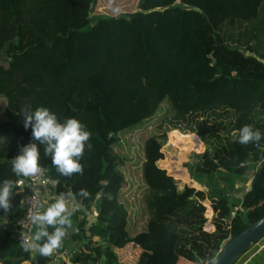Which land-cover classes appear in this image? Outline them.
Wrapping results in <instances>:
<instances>
[{
  "label": "trees",
  "instance_id": "1",
  "mask_svg": "<svg viewBox=\"0 0 264 264\" xmlns=\"http://www.w3.org/2000/svg\"><path fill=\"white\" fill-rule=\"evenodd\" d=\"M4 51L10 59L0 63V95L7 100L0 111V184L11 179L17 186L12 209H0V264H128L110 254L130 244L143 246L135 264L181 258L212 264L264 216V139L237 142L245 125L264 133V0H112L111 6L109 0H0V57ZM35 56L39 69L30 64ZM26 106L49 107L61 123L83 119L92 134L80 161L83 176L57 172L23 126ZM172 130L203 141L204 150L186 166L209 189L177 178L196 183L187 169L174 168L175 177L161 166L162 135ZM139 131L145 133L140 159L120 149ZM30 142L38 145L40 167L59 180L58 193L82 204L71 217L75 231L68 229L48 257L25 252L16 226L31 189L20 184L11 160ZM127 161L141 165L132 200L122 196ZM252 169L251 188L233 200L237 179L248 181ZM81 188L90 198L78 195ZM206 199L214 231L205 228ZM69 242V262L54 261Z\"/></svg>",
  "mask_w": 264,
  "mask_h": 264
},
{
  "label": "clouds",
  "instance_id": "2",
  "mask_svg": "<svg viewBox=\"0 0 264 264\" xmlns=\"http://www.w3.org/2000/svg\"><path fill=\"white\" fill-rule=\"evenodd\" d=\"M112 0H109L111 6ZM114 12L120 14L121 9L115 7ZM23 126L25 129L31 127L32 140L38 141L44 146V155L50 156L52 164L57 172L65 177L74 174L83 176L84 168L81 159L85 153V146L92 148L89 142L91 132L86 130V126L76 118H67L61 123L56 114L48 108L38 107L32 110L26 106L21 109ZM264 139V133L254 130L251 126L245 125L240 128L237 142L241 145L257 143ZM40 150L37 143L30 142L21 146L20 152L11 160V170L17 176L36 177L42 172L39 165ZM16 183L11 179L3 180L0 184V209L9 212L12 209V196ZM79 196L90 198L91 193L81 188ZM106 198H111L107 194ZM75 201L72 193L61 194L53 203L46 208L42 204L35 206L30 211L29 219L35 227V232L31 240L23 242V250L29 252L35 250L42 257H48L62 246L63 239L68 234V229L73 228L71 217L78 210V205H69V201ZM43 209V210H41ZM49 228L52 231H49Z\"/></svg>",
  "mask_w": 264,
  "mask_h": 264
},
{
  "label": "rangeland",
  "instance_id": "3",
  "mask_svg": "<svg viewBox=\"0 0 264 264\" xmlns=\"http://www.w3.org/2000/svg\"><path fill=\"white\" fill-rule=\"evenodd\" d=\"M6 51L1 55L0 57V63L8 64L9 59L6 58L8 55ZM50 56V54H49ZM51 57V56H50ZM30 64L34 69H39L42 67L41 57L35 56L30 60ZM7 104V100L4 96L0 95V111L3 109V107ZM51 112H53L49 107H47ZM32 110H35L36 108L31 107ZM54 113V112H53ZM58 118V116H57ZM59 120V118H58ZM83 119L80 120L82 122ZM154 128V125L150 126L149 129ZM145 133L142 131H139L137 133H133L132 135H128L127 138L124 140L123 146L120 147L121 151L124 153L132 152L134 155L138 157V159L141 158V150L140 147L142 145V142L145 138ZM162 137L165 139L166 143L164 145V153L165 156L163 159H161L160 164L161 166L165 167L170 174L174 175V168H177L179 171L183 172L185 169L189 172L190 176L194 179H197V183H193L190 181H186L185 179L181 177L182 181L185 183H188L189 185L195 186L198 189H209L204 182L196 177L195 174L191 173L186 166L187 163L193 162L195 160V154L202 152L204 150V143L201 140V138L191 132L182 133L179 130H172L167 132L166 134L162 135ZM181 138V139H180ZM191 138V139H189ZM188 139V141H187ZM130 148L132 150H130ZM131 153V154H132ZM174 161L175 164L180 165L179 167L172 166L171 169L168 166V163L171 161ZM140 164L138 163H132L131 161H127V163L123 166V169L127 173V183L126 186L123 188L122 196L126 200H132L134 196L136 195V185L140 186ZM184 166V167H182ZM186 167V168H185ZM253 170H249L248 173H251ZM220 184L228 185L227 183L223 182L222 180L219 181ZM229 187V186H228ZM241 187L240 182L237 181V184L235 187L230 191L232 193V199L236 200L235 193L241 194L246 189L245 188H239ZM141 191V190H139ZM238 198V197H237ZM204 203L206 205L209 204V200H204ZM82 205L80 204V207ZM206 216L211 218V212L210 209L207 208L206 210ZM95 217L91 214L90 219H94ZM91 222H94L92 220ZM210 220L208 219L206 226L209 227ZM153 242L151 241L149 244L151 245ZM148 244V245H149ZM72 249V248H71ZM143 246L136 245V244H130L122 249H116V251L112 252L110 254V257H114L115 254H118L119 257L127 262L128 264H135L137 261V257L139 253L142 251ZM71 253V251H69ZM68 255H65L66 259L63 258L60 261H68L67 259ZM69 257V256H68Z\"/></svg>",
  "mask_w": 264,
  "mask_h": 264
},
{
  "label": "built area",
  "instance_id": "4",
  "mask_svg": "<svg viewBox=\"0 0 264 264\" xmlns=\"http://www.w3.org/2000/svg\"><path fill=\"white\" fill-rule=\"evenodd\" d=\"M42 172L38 174L36 177H23L20 176V184L27 183L29 185L31 192L27 194L23 199V208L24 213L19 218V220L16 223L17 229L19 230L21 236L23 237L24 241L31 240L34 232L35 227L32 225L30 219H29V213L30 211L35 209V206L38 204H42L44 208H46L49 204L53 203L60 194L57 191V185H58V179L56 177H53L49 170L45 167H41ZM254 177V176H253ZM78 205V209H80V202L75 198V201H69V205ZM82 205V204H81ZM237 208L243 209L241 206H238ZM43 210V209H41ZM96 208H93L92 210L87 211L88 218L90 220V223L92 220H96ZM91 214L95 217L94 219H90ZM236 214V210L232 212V215L234 216ZM32 254H34L36 251L31 250ZM68 253L66 251L62 252V255H67ZM55 261H57V258H55Z\"/></svg>",
  "mask_w": 264,
  "mask_h": 264
},
{
  "label": "crops",
  "instance_id": "5",
  "mask_svg": "<svg viewBox=\"0 0 264 264\" xmlns=\"http://www.w3.org/2000/svg\"><path fill=\"white\" fill-rule=\"evenodd\" d=\"M179 166L180 165H178L176 167H179ZM182 167H184V166H182ZM254 170L251 173L246 174V176L249 178L248 181L243 180L241 178L237 179V181L240 182V185H241V187H239V188H242V187L245 188L246 187V189L241 194H239V192L235 193L236 198L238 197L239 199H242L244 193L251 188V184H252V180H253V176H254ZM192 180L195 181L196 183L198 181L197 179H194V178H192ZM236 184H237V182H236ZM207 208L210 209L211 218L210 217L208 218L210 220L209 227L205 226V228L209 231H214L216 228L215 224L213 223V217H214L215 213H214L213 207L210 205V203L207 205ZM72 245H73V243L69 242L67 248L63 250V251H66L68 253L67 254L68 256H70L69 251L71 250ZM120 249H122V248H120ZM62 252L55 254V258H57V261H60L63 258L66 259L65 255H62ZM68 256H67V258H68L67 262H69ZM179 264H197V263H194V262H192L186 258H181L179 261ZM234 264H264V237H262L258 242L254 243L244 254H242L236 260V262Z\"/></svg>",
  "mask_w": 264,
  "mask_h": 264
},
{
  "label": "water",
  "instance_id": "6",
  "mask_svg": "<svg viewBox=\"0 0 264 264\" xmlns=\"http://www.w3.org/2000/svg\"><path fill=\"white\" fill-rule=\"evenodd\" d=\"M264 237V216L235 236L212 264H234L254 243Z\"/></svg>",
  "mask_w": 264,
  "mask_h": 264
}]
</instances>
